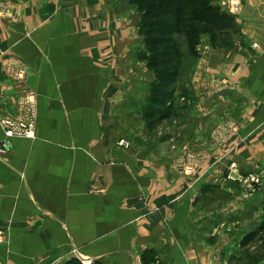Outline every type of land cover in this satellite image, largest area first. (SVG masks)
Masks as SVG:
<instances>
[{
  "label": "crops",
  "instance_id": "0c3cea01",
  "mask_svg": "<svg viewBox=\"0 0 264 264\" xmlns=\"http://www.w3.org/2000/svg\"><path fill=\"white\" fill-rule=\"evenodd\" d=\"M229 1L214 3L237 32L201 33L157 121L143 13L128 0H0V114L20 119L38 98L32 136L6 140L0 125V264H69L75 249L95 264H264L258 236L242 243L264 188L246 199L226 178L235 162L264 183V0ZM222 76L234 83L214 93ZM229 120L238 130L218 142ZM187 151L202 155L190 176Z\"/></svg>",
  "mask_w": 264,
  "mask_h": 264
},
{
  "label": "trees",
  "instance_id": "16d2710c",
  "mask_svg": "<svg viewBox=\"0 0 264 264\" xmlns=\"http://www.w3.org/2000/svg\"><path fill=\"white\" fill-rule=\"evenodd\" d=\"M128 1L143 13L140 32L145 37L149 55L148 52L143 53L142 58L147 59L149 68L157 76L145 115L157 121L164 120L172 113L175 84L198 57L196 46L201 33H210L213 44L220 43V37L222 40L234 37L232 32H237L235 17L222 11L214 3L215 0ZM182 40L187 42L186 51L181 50ZM262 207L264 208V202ZM261 230L264 231V222L243 237V245L254 241L256 236L260 240L263 235L261 241L264 248V232L260 234ZM69 264L82 263L75 258Z\"/></svg>",
  "mask_w": 264,
  "mask_h": 264
},
{
  "label": "built area",
  "instance_id": "2783aa9c",
  "mask_svg": "<svg viewBox=\"0 0 264 264\" xmlns=\"http://www.w3.org/2000/svg\"><path fill=\"white\" fill-rule=\"evenodd\" d=\"M230 4L237 5V1L233 0ZM11 73L19 80H23L26 76V73L21 65L17 63L11 64ZM232 83L233 80L230 77H217L210 82V88L214 93H222L229 89L230 86H232ZM37 99V93L34 91H30L25 96L21 105L22 116L20 119H13L0 114V125L2 126L5 133L6 140H10L13 137H30L34 134L38 117ZM233 128L234 127L232 124L230 125V123H225L223 126H221V137H227L233 131ZM118 144L124 147L131 146V142L127 139L119 140ZM228 167L229 168L226 172V178L230 181L237 182L240 185L243 196L246 199L253 197L263 188V174L259 171L243 173L238 169V166L235 162H231ZM194 168L195 164L191 161H189L185 166L186 172H191L194 170ZM2 241L3 236L0 234V242ZM73 252L82 264L95 263V259L80 255L78 249H75Z\"/></svg>",
  "mask_w": 264,
  "mask_h": 264
},
{
  "label": "rangeland",
  "instance_id": "374dc122",
  "mask_svg": "<svg viewBox=\"0 0 264 264\" xmlns=\"http://www.w3.org/2000/svg\"><path fill=\"white\" fill-rule=\"evenodd\" d=\"M231 3V1H229V4ZM231 7H233V8H236L237 6L236 5H230ZM184 41L182 40L181 41V43H180V47H181V50L183 51V49H184V51H186L187 50V48L185 47V45H186V43L187 42H184ZM148 53V55H149V51H147ZM197 52H198V50H197ZM144 59H146V58H144ZM181 59V58H180ZM147 60V59H146ZM181 60H183V57H182V59ZM148 63V62H147ZM175 63H177V62H175ZM189 64H190V59H189ZM191 65H193V62L191 63ZM234 83V82H233ZM225 123H230V125L232 124L233 125V131H236V130H238V123H236V122H234V121H232V120H229V121H226V122H224V123H221V125L217 128V137L215 138L218 142L219 141H222V138H221V136H220V130H221V126H223ZM219 131V132H218ZM189 161H191L192 163H194L195 165L199 162V161H202V155L200 154V153H194V152H189V151H187V153H186V156L182 159V157H181V159H180V163H181V165H182V167H183V171H184V173L187 175V176H190V175H193L194 174V172H195V168H194V170L193 171H191V172H186V170H185V166H186V164L189 162ZM242 172V171H241ZM260 173H263V171L261 172V171H259ZM244 173V172H243ZM263 188H264V186H263ZM262 205H263V203H262ZM263 211H264V208H263ZM262 222H264V214L261 216V218H260V221H259V223L260 224H262ZM261 233L260 234H262L264 231H260ZM263 235L261 236V238H260V241H261V239L263 240ZM262 242V241H261ZM251 249H253V246H252V248H250V250ZM218 264V263H217ZM221 264V263H220Z\"/></svg>",
  "mask_w": 264,
  "mask_h": 264
}]
</instances>
